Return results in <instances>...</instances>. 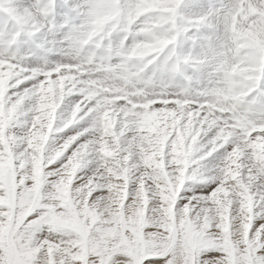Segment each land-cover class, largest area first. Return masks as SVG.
Returning a JSON list of instances; mask_svg holds the SVG:
<instances>
[{
    "label": "snow or ice",
    "instance_id": "snow-or-ice-1",
    "mask_svg": "<svg viewBox=\"0 0 264 264\" xmlns=\"http://www.w3.org/2000/svg\"><path fill=\"white\" fill-rule=\"evenodd\" d=\"M0 264H264V0H0Z\"/></svg>",
    "mask_w": 264,
    "mask_h": 264
}]
</instances>
